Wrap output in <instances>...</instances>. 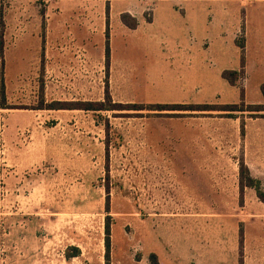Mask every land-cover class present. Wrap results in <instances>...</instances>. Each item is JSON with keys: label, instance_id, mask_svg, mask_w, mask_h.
I'll return each instance as SVG.
<instances>
[{"label": "rangeland", "instance_id": "374dc122", "mask_svg": "<svg viewBox=\"0 0 264 264\" xmlns=\"http://www.w3.org/2000/svg\"><path fill=\"white\" fill-rule=\"evenodd\" d=\"M2 1L9 2L8 16L25 18L30 14H42L44 33H60L62 26L69 28L72 25L78 28L77 33L83 28L86 31L89 29L90 33H103L100 39L92 38L90 102H103L104 106L133 105V110L88 111L91 132L87 134L81 129L78 135H74L71 131L70 137L53 133L55 121L49 112H44L38 136L34 133L33 137H27L25 141L6 133L5 121L1 116L3 112L0 113V264H151L148 248L150 240H155L156 235H159V241L166 239L171 244L175 238H180L187 251V264H196L194 248L195 240L199 237L197 231L203 228L204 236L211 237L214 228L228 226L219 223L215 226L209 220L201 226L196 223L195 214L154 215L153 211L156 207L195 206L197 196L199 202L203 197L204 206L218 203L239 205L237 166L227 160L240 159L242 150L239 148L240 135L233 137L232 133L239 128L240 120L244 117L263 115L264 105L263 111L239 113L236 122L220 124L222 147L219 150L212 149L215 140L205 134L207 140L203 171L208 175L207 179L197 183L200 185L199 191L195 182H181L183 187H180L178 182L169 179L172 172L167 171L163 175L166 168L157 165L155 151L149 150L146 142L148 122L170 116L156 115L159 113L146 109L137 110L136 107L141 109L146 105L133 101V94L139 97L151 91V86L147 85V72L152 61L151 55L142 45L133 51L130 33L152 32L147 18L153 15V1ZM173 8L182 14L180 6ZM233 8L220 6L221 12L225 13H231ZM243 8L235 7L241 18L244 15ZM123 16L124 21L121 19ZM223 18L221 15L220 29L225 30L224 33H232L234 26H228ZM133 23L136 26L131 28ZM239 28L237 26L236 31ZM120 33H127V36ZM236 33H242V29ZM100 44L101 47L97 48ZM106 47L109 49L108 60L104 54ZM57 48H51L48 52L45 49L44 62H52L51 55L58 52ZM43 70V100L47 102H41L39 87L37 107L59 102L50 101L55 97L51 90L55 74L52 65L45 64ZM105 89L110 104L105 102ZM82 98L83 94L79 93L74 97L77 100L61 102H89ZM240 104L248 107L243 102L237 105ZM166 114H175L171 115L172 119L180 121L176 122L180 127L182 124L194 123L190 117L198 116L204 129L211 130V126L207 125L211 113H185L184 116L183 113L175 112ZM228 139L235 143V147L232 146L234 151L230 148L228 152L224 146ZM29 142L32 147L37 143L36 150H27L28 154L34 153L37 163L29 164L30 159L26 156L25 163L19 165L15 159L21 156L12 150L20 145L26 148ZM175 155L177 152L170 154V167L172 165L175 176L179 177L182 167ZM217 158L225 165L219 166ZM161 168L162 175L158 172ZM222 173L227 175L226 178L216 180L214 175ZM233 196L234 203L231 200ZM239 203L242 204L240 197ZM250 205V212L245 215L251 222L248 234L254 242L250 262L264 264V206L254 199ZM155 216L166 219L173 217L180 221L165 224L162 230L153 226L151 221ZM205 217L215 218L217 215ZM163 235L168 237L163 238ZM258 243L261 244L260 254H256ZM75 248L79 254L67 258V255L74 253ZM174 264L179 263L174 261Z\"/></svg>", "mask_w": 264, "mask_h": 264}, {"label": "crops", "instance_id": "0c3cea01", "mask_svg": "<svg viewBox=\"0 0 264 264\" xmlns=\"http://www.w3.org/2000/svg\"><path fill=\"white\" fill-rule=\"evenodd\" d=\"M152 1L153 15L148 21L152 32L130 33L133 51L142 45L144 47L142 48L151 55L152 64L147 72V85L151 86V91L139 97L133 94V101L145 105L194 107L181 110H149L159 113L156 115L170 117L148 122L146 142L149 150L155 151L154 159L157 165L166 168L164 174L163 168L158 170L160 175H165L167 171L172 172L170 180L179 184L195 182L199 191L200 185L197 183L204 182L208 176L203 171L207 140L205 134L207 137L211 135L215 140L211 145L212 149L219 150L222 147L220 124L234 123L239 119L237 116L239 113H236L235 117H229L227 116L229 112L220 110V107L237 105L241 102L249 106L264 105V0ZM4 3L3 86L5 102L13 107L0 109V113L3 112L1 116L5 121L6 133L11 137L15 135V139L19 136L20 141H25L27 137L30 139L34 133L37 137L41 129V121L45 116L44 112H49V116L55 121L53 133L68 137L71 136L69 132L73 131L74 135H78L81 129L84 133H90L92 124L88 111L42 109L36 104L39 87H41V102L43 104L47 102L43 100L44 83L41 80L44 79V66L49 63L55 71L51 83L52 95L55 97L50 101L77 100L74 97L79 93L83 94V101L91 100L92 38L94 36L100 39L103 33H90L89 29L86 31L85 28L77 33L76 25L69 28L62 26L60 33H44L42 14H36L37 16L30 14L25 18L8 16L6 12L9 2ZM176 5L181 7L182 14L173 8ZM220 6L234 8L231 13H225L221 12ZM236 6L244 7L242 18L240 12H236ZM221 15L228 26L231 28L234 26L232 33L229 31L224 33L225 30L220 29ZM237 26L242 29V33H236L240 31L239 29L236 31ZM67 30L68 33H65ZM123 36H127V33ZM239 43L243 46L239 47ZM57 46L58 52L51 55L52 62H44L45 49L48 52L49 49H55ZM100 47L101 44L97 45V48ZM223 71L239 73L237 84L231 85L224 79L221 76ZM205 105L211 108L203 110L202 107ZM170 112L183 113L182 116L185 113H211L207 121L211 130L204 129L203 124L198 121L200 119L198 116L190 117L194 123L182 124L180 127L176 123L180 121L172 119L171 115L175 114H166ZM172 125L176 126L172 127ZM235 135L236 137L240 135L238 139L239 148L242 150L241 158H228L227 162L231 161L239 170V162L242 161L251 177L259 181L264 192V117L260 115L244 117L242 121L240 120L239 128L233 131L232 136ZM23 136L24 139H21ZM36 144L32 147L29 142L27 149L22 145L15 150L11 149L16 155L21 156L15 159L17 164H24L26 156L30 159L29 164L37 163L38 159L34 157V153H27V150H36ZM224 146L230 152V148L233 149L235 143L228 139ZM206 147L209 148V145ZM8 149L10 150V147ZM174 152H177L175 156L179 166L182 167L179 170V177L175 176L172 165L170 167V154ZM216 161H219L217 162L219 166L225 165L220 158ZM214 176L219 180L226 178L227 175L222 173ZM236 176L242 204L239 203V197L237 198L239 205L231 206L219 204L218 198L216 200L218 204L204 206L203 197L201 196L199 202L197 196L195 206L156 207L153 211L154 215L195 214V221L201 226L209 220L215 226L219 223L229 227L214 228L211 237L204 236L203 228L197 231L199 237L195 240L194 248L196 264H251L254 242L248 234L251 222L245 215L249 214L250 202L253 199L263 206L264 203L256 196L254 189L244 187L240 191L239 171ZM180 187H183L182 184ZM231 200L234 203L235 197L233 196ZM209 215H217V217H205ZM237 215L240 217L235 219ZM177 220L180 221L178 218L166 219L155 216L151 222L154 227L164 230L165 224L179 223L176 222ZM167 237L163 235V238ZM173 242V244L166 242V239L161 242L159 235H156L155 240H150L148 253L156 257L158 264H174V261L187 264L189 259L181 239L175 238ZM259 247L261 248L260 243L256 254H260Z\"/></svg>", "mask_w": 264, "mask_h": 264}, {"label": "trees", "instance_id": "16d2710c", "mask_svg": "<svg viewBox=\"0 0 264 264\" xmlns=\"http://www.w3.org/2000/svg\"><path fill=\"white\" fill-rule=\"evenodd\" d=\"M4 9H5V3L4 1H0V109H10L13 107H10L9 105L6 104L5 102V96H4V86H3V27H4V22H3V17H4ZM124 21V16L121 17ZM148 21H150V17L147 18ZM136 24L133 23L131 28L135 27ZM243 44L239 43V47H242ZM109 56V49L108 47L105 48V59L108 60ZM221 76L226 79L231 85L237 84V81L240 78V74L234 71H223ZM105 102H108L110 104V98L108 95L107 90L105 89ZM135 106V105H134ZM136 107V106H135ZM38 108L42 109H51V110H84V111H110V110H123V109H132L133 105L130 107H123L121 105H109V106H104L103 102H55L51 103L46 106H39ZM137 110H181L183 108H194L192 106H181V105H146L142 106L141 109L140 107H136ZM203 110H209L211 106H203ZM133 110V109H132ZM220 110L222 111H227L229 112L227 116L229 117H235L236 113L240 112H260L263 111V106L259 105H248V107H245L243 105H228V106H222L220 107ZM261 117H264L263 115H260ZM239 187L240 191L244 187L252 188L255 191L256 196L259 198L260 201L264 203V192L262 191L260 187V183L258 180H255L254 178L251 177L249 170L247 167L243 164L242 161L239 162ZM108 232V230H107ZM108 246V244L106 245ZM79 254L78 249H74V253L71 255H67V258H73L76 257ZM149 259L151 264H158L156 257L154 255H149Z\"/></svg>", "mask_w": 264, "mask_h": 264}]
</instances>
